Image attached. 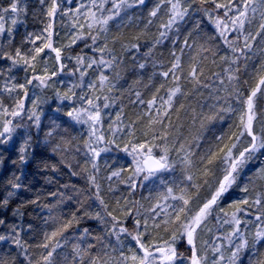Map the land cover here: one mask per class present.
<instances>
[{
  "label": "snow or ice",
  "instance_id": "snow-or-ice-1",
  "mask_svg": "<svg viewBox=\"0 0 264 264\" xmlns=\"http://www.w3.org/2000/svg\"><path fill=\"white\" fill-rule=\"evenodd\" d=\"M38 4V11L29 0L0 5V146L19 141L12 163L22 168L42 145L56 157L43 161V170L56 174L66 168L87 188L61 185L83 199L50 191L47 196L55 204L42 203L37 193L11 209L9 223L11 199L26 187L22 175L14 174L0 198L5 229L0 245L10 249L0 254V264H19L18 257L23 264H264V110L259 105L264 97V0H154L146 17L148 0ZM30 10L42 26L17 44L16 32L27 24ZM194 14L202 17L185 33ZM157 20V34L143 54L151 58L153 73L146 83L138 77L124 89L125 73L146 69L143 62L129 68L124 54L140 51L141 37ZM205 21L211 35L203 31ZM133 23L143 27L128 38L125 30ZM169 41L165 64L154 50ZM257 57L259 63L251 64ZM242 76L255 85L242 82ZM156 77L162 78L158 86ZM48 89L52 96L45 94ZM145 91L151 92L147 99ZM128 105L139 108L135 119L127 116ZM232 116L237 119L228 131L203 148L208 126ZM77 126L82 131L73 135ZM114 150L131 162L105 177L104 193L99 159ZM177 172L167 179L162 175ZM154 178L159 184L137 199L138 190ZM237 188L239 198L231 199ZM66 201L75 202V210L54 214ZM89 201L98 210L92 211ZM29 206L47 210L44 225H54L35 244L25 239L33 226L17 222ZM85 220L96 221L97 227H77ZM180 244L186 245L184 251Z\"/></svg>",
  "mask_w": 264,
  "mask_h": 264
},
{
  "label": "trees",
  "instance_id": "trees-1",
  "mask_svg": "<svg viewBox=\"0 0 264 264\" xmlns=\"http://www.w3.org/2000/svg\"><path fill=\"white\" fill-rule=\"evenodd\" d=\"M154 0H148V6L143 9L144 16L146 17L147 11L149 8L153 5ZM30 8L32 10H39L38 1L35 0H29ZM202 14H194V18L192 21H190L187 25L184 27L185 33L193 27V24L195 20L201 19ZM159 23V20H157L156 24L152 26V28L149 30L146 36L141 37L140 41V51L136 52V50H132L131 52L125 53V60L129 68L133 66V63H146V69L140 70L137 69L135 73L133 72H127L124 74V80L121 81L123 84L124 89H127L129 85L133 83L134 80H136L138 77L142 78L144 82H147V78L149 75L153 73V67L151 63V58H145L144 53L148 50V43L150 42V38L154 37L157 34L156 28ZM42 25L39 23L38 20H34L33 16L31 15V10L29 12L28 21L26 25H21L18 27V30L15 35L16 43L19 44L23 36L26 32H36L40 29ZM143 27V24H139L138 26L133 23V25L125 30V35L128 38H131L138 34L140 29ZM203 31L209 35L212 34L213 29L210 25H208L207 21L203 24ZM63 37V30H61V38ZM60 39V38H57ZM82 45L80 47L74 46V52L75 53L80 52ZM118 47V46H117ZM172 48V45L169 42H165V44L158 46L155 50V58H161L167 64L168 61V53L170 49ZM85 51H87L85 49ZM259 57L253 59L251 61V64H258L259 63ZM159 69H157L158 71ZM219 71V69H215ZM22 75V73H21ZM244 79L249 80V85L254 86L255 80L250 78L249 76H242L241 81L243 82ZM162 78L156 77L155 83L158 86V84L161 82ZM154 91V89H152ZM52 90L48 89L46 92V95L51 93ZM151 95L150 91H145L144 98L147 99ZM205 95H207V90H205ZM51 102V103H50ZM49 104H51L53 107L55 106V102L49 101ZM124 104L127 105V99L124 100ZM259 105L261 110H264V97L260 98ZM46 106V111H48V115H52L50 110L48 109V105ZM119 107V106H118ZM139 108L133 107L131 105H128L125 108V112L127 116L130 119H135V115L138 113ZM44 119V129L39 133L40 137L43 138L44 131L47 130V123H48V116L46 115L43 117ZM237 117L232 116L230 119H227L223 122H215L214 124H211L208 126V129L204 133L205 139L202 141L203 148H207L210 143H213L215 141V137L220 135L223 132L228 131V127L230 124H233L234 121H236ZM261 121H264V116H261ZM78 127V126H77ZM257 130L260 129L261 124L257 123ZM82 129V128H81ZM35 134V133H34ZM73 135L75 134V131L72 132ZM19 141H17L16 144H9L6 148L3 146H0V153H2L4 160L3 163H0V198H3L7 191L9 190L8 187V181L14 174H20L22 175V182L26 186L24 189H21L18 191L17 196L13 197L11 199V207L7 211V218L9 223L12 222L13 216L11 209L15 208L20 201L28 200L31 198H34L37 193H40L42 195V203H51L55 204V199L50 198L47 196V193L50 191H61L66 192L68 195L72 196V193H74L71 189H64L60 187L61 185H74L76 189H79L81 191L85 190L87 186L80 184V177H73L69 174L68 169L62 168L61 172L53 174L50 171L43 170L42 163L45 160H55L56 157H53L50 152L43 149V146L36 148V155L32 158H30L29 162L25 164L22 168L18 167L17 165H14L12 163L13 160L17 159V147H18ZM112 153H115L116 155L119 154L120 157H122L123 152H120L118 150L112 151ZM103 155L99 159V163L101 165V161L103 158ZM264 159V158H262ZM83 160L81 159L80 163L82 164ZM259 166V161H257L255 164H253L251 167L254 170L256 167ZM102 167V165H101ZM172 177L178 176L179 173H169ZM125 175V174H124ZM127 175V174H126ZM250 175V173L246 174L245 180L241 181V183H244L247 179V176ZM165 176V175H163ZM48 177L53 178V183H48ZM102 188H104L103 183H101ZM120 188L123 189L122 185H119ZM207 189L205 188L201 193V198L206 194ZM105 193V191H104ZM138 190V194H139ZM141 193L144 195V193L141 191ZM87 194V193H86ZM239 189L234 190V194L231 196V199H237L239 198ZM83 198V196H82ZM137 198V197H136ZM105 199H108V196H105ZM91 205H93L91 202H89ZM76 204L75 202H65L64 205H60L55 211L54 214H58L59 212H63L65 215L69 214L71 211L75 210ZM93 211V209H91ZM47 215V210H42L40 208H37L35 206H29L24 210V216L22 220H18L17 222L22 223L25 227L27 225L31 224L33 226V231L29 232L25 239L29 241V243L35 244L39 241L41 234L45 230H51L54 225L49 224L47 227L44 225V217ZM95 221L92 220H85L82 222L81 225L77 226L79 228L82 227H91L96 228L94 223ZM4 227L0 226V233L4 232ZM74 229H70L68 235H71ZM184 245L180 244L179 248L181 251H183ZM8 245H0V254H4L5 252L9 251ZM264 251V248L261 249ZM13 255H15V251L12 252ZM19 264H23V257H18ZM247 264V262H245Z\"/></svg>",
  "mask_w": 264,
  "mask_h": 264
},
{
  "label": "rangeland",
  "instance_id": "rangeland-1",
  "mask_svg": "<svg viewBox=\"0 0 264 264\" xmlns=\"http://www.w3.org/2000/svg\"><path fill=\"white\" fill-rule=\"evenodd\" d=\"M34 1L35 0H33V2ZM7 4H8V0H0V5L7 6ZM61 79H64L66 82H71L67 77H61ZM56 86L57 87H61L63 89V86L60 85L59 83H57ZM33 91L39 93L40 92V89H34ZM46 92H47V90H45V94H46ZM52 95H53V92L51 91V93H49L48 96H52ZM52 102H54V101H52ZM118 106L119 105L114 106V108H118ZM43 107L46 109V106L45 105ZM109 112H110L111 115H114V111L109 110ZM104 127L105 128L107 127V123H105ZM81 131H82L81 127L78 126L77 129H76V131H75V134L78 135ZM105 161L107 162V166H105ZM130 162H131V158L128 157V156H126L125 153H123L122 157H120L119 154L116 155L115 153H112V152L105 153L103 155V158H102V161H101L102 167H101V171L99 173L100 183H103V185H104V188H102L103 192L105 191V193H107V188H108V183H109L105 179V177H107L108 175H110V173H111L112 170L119 169L121 166L127 167L130 164ZM82 164H83V162H82ZM126 174L127 173H125V175ZM162 175H165L164 178H166V179L171 176L169 173H164ZM114 180H115V178H114ZM146 183H148V182H146ZM80 184L81 185H84L85 184L87 186L86 181L84 179H82L81 177H80ZM153 184L154 185H158L159 184V180L154 178L152 184H150L148 188L139 189V192L141 193V191H142L144 193V195H148V193L151 190ZM122 186H123V189L119 187L120 190L126 192V186L125 185H122ZM72 196H74L76 199H83L82 196H80L76 192L72 193ZM137 199H139V194L137 195ZM89 202H91L93 204L92 205V208H91V209H93V211L98 210V207L99 206H98L97 203H95L94 201H89ZM92 223H94V222H92ZM94 224H95L94 226L97 227L96 221H95ZM183 245H184V247H183L182 250L184 251L186 245L185 244H183ZM245 262H247V260H245Z\"/></svg>",
  "mask_w": 264,
  "mask_h": 264
}]
</instances>
